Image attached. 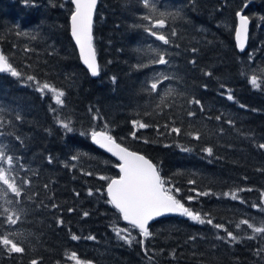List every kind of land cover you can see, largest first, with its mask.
<instances>
[{
  "label": "trees",
  "instance_id": "16d2710c",
  "mask_svg": "<svg viewBox=\"0 0 264 264\" xmlns=\"http://www.w3.org/2000/svg\"><path fill=\"white\" fill-rule=\"evenodd\" d=\"M154 3L156 19L159 12L181 10L179 17L166 18L165 28L156 29L168 37L167 45L144 31L148 22L140 17L148 12L141 0H98L92 35L99 75L92 78L68 34V0H0V52L21 73H0V146L15 158L11 175L18 183L30 181L22 185L20 197L10 191L0 196V235L14 234L11 238L25 249L0 250V264H70L72 252L93 264H264V251L257 254L264 249V234H254L247 225L236 228L242 219L264 226V149L258 147L264 143V90L253 89L246 78L264 69V0ZM237 10L249 17V39L241 53L233 39ZM156 53L170 63H152ZM159 73L172 79L163 80L158 92L145 91ZM28 75L63 90V106L48 90L37 92ZM227 89L234 101L226 98ZM192 99L200 100L203 111L188 103ZM188 110L196 115L189 117ZM57 116L70 120L74 131L61 128ZM133 121L149 126L134 127ZM170 127L181 128L182 134H170ZM95 129L148 157L165 186L180 189L172 193L177 199L240 242L225 243L216 238L226 237L225 231L182 215L149 223L148 237L123 223L104 192L106 181L117 174L116 161L90 143ZM188 132L200 133L201 139ZM205 147L213 149V156L202 151ZM74 155L79 159L72 160ZM238 189L252 191L237 192V200L223 196ZM206 191L212 194L197 195ZM12 212L14 225L6 219ZM118 228L135 237L131 245L117 238ZM73 234L80 239L72 240ZM252 235L256 238H247Z\"/></svg>",
  "mask_w": 264,
  "mask_h": 264
},
{
  "label": "snow or ice",
  "instance_id": "6c2138e0",
  "mask_svg": "<svg viewBox=\"0 0 264 264\" xmlns=\"http://www.w3.org/2000/svg\"><path fill=\"white\" fill-rule=\"evenodd\" d=\"M27 2V0H26ZM71 4L74 5V10L71 13V34L75 39V43L79 48L80 59L83 64L87 67L89 73L96 77L99 75V66L96 61V53L93 47V35H92V25H93V11L96 8L97 0H70ZM141 3L145 9H147L148 14L141 15V19L147 21L148 24L144 26V31L147 32L150 36L155 37L156 40L161 41L163 44H169L168 37L156 31V29H163L166 27V18L171 16L173 18L179 17L181 15V10L177 9L174 12H159V16L161 18L156 19V15L158 12L157 6L154 3V0H141ZM235 16L238 19V24L234 27V35L236 47L240 51L245 50V45L247 40L249 39L248 34V24L249 17L247 15L242 14V10L237 11ZM18 35H27V33L18 32ZM172 36L176 35L175 29L171 32ZM34 38V37H33ZM26 51L28 49H25ZM193 52L197 51L195 48L192 49ZM158 59L152 61V63L159 65H167L170 63L169 60L166 59L165 54L156 53ZM251 53L249 56L251 57ZM194 63V61H192ZM139 67H146V65H139ZM0 73H8L12 77H20L21 73L17 71V69L13 66V64L9 61V58L0 52ZM205 75H211L210 72H205ZM244 75V73H242ZM258 76H264V69H260L259 72H254L252 75L247 76L249 84L253 89L256 90H264L262 85H264V79H258ZM28 81H33L37 86L35 90L42 94L45 93V90L53 93L54 102L56 105L63 106L64 101L62 97H64L65 93L63 90H57L52 85L48 83L41 84L36 78L32 75H28L26 77ZM172 77L168 75H164L163 73H159L156 75L155 79L146 84L145 91L150 92H158V85L162 83L163 80H169ZM115 80V78H113ZM207 86L205 85V88ZM225 86L221 84V88ZM173 90L169 89L165 95L171 94ZM227 99L229 101H234V96L232 95L231 89H227ZM223 94V93H221ZM188 103L190 105H200L201 111H203V105H201L200 100L192 99L189 100ZM241 108H245L246 106L243 104L239 105ZM53 112L56 111L55 108L51 109ZM91 111V109H90ZM255 111V110H253ZM187 115L189 117H193L196 113L192 110H188ZM17 120L21 119V116L18 114L16 116ZM93 119H97L96 116H93ZM216 120H220L221 116H216ZM58 125L65 129L66 132H73L74 128L71 127V121L65 122L59 119L57 116ZM227 123L232 124L233 121L228 120ZM133 125L138 126L143 129L148 127L146 123L133 121ZM107 127V126H105ZM165 128H169V125H165ZM170 134L175 133L176 135L182 134V129L179 127H170ZM86 133H81V135H85ZM92 142L99 145L101 148H105L108 152L112 153V155L118 157L120 163L116 165L119 168V177L113 178L107 184V203L114 206L116 210L122 215L123 220L127 221L129 224L133 226V228L138 229L139 233L143 237H148L151 235L149 232V222L154 218L159 217L165 213H179L182 216L189 218L191 221L197 222L199 224H209L212 225L216 229H221L226 232V237L217 236V239L223 240L225 243H239V238L232 232L224 228L221 224H213L211 219L205 220L201 213L195 212L190 208L186 207L181 200L177 199L173 192H179V188L166 187V181L162 179L158 168L154 165L150 160L146 159L143 155H140L136 152L129 151L127 148L122 147L119 143H117L113 136L108 133V131H96L93 130L91 133ZM135 138V133L132 134ZM186 135L190 136L192 139L200 140V133L188 132ZM147 142V141H146ZM167 146V145H166ZM260 149H264V143L258 145ZM181 151L190 152L191 149L188 147H181ZM207 156H213V149L211 147H205L202 149ZM14 157L12 155L6 154V151L3 146H0V163L7 164L8 167L0 166V185L4 187H0V196L6 195L7 192H11L15 197H20L22 194V185L30 184V181L27 179H23L20 183L17 182L16 178L11 175V171L13 168ZM72 160L79 159L78 156L74 155L71 157ZM49 163H51V158L49 159ZM91 174V173H87ZM18 175V174H17ZM100 179H107L106 177L101 176ZM189 184H194V180H189ZM47 188V185H45ZM252 191V189H238L232 192H225L223 196L231 197L232 200L239 199L237 192L239 191ZM89 195H92V192L89 191ZM210 192H199L197 195L208 196L211 195ZM261 200L260 204L264 205V192H261ZM188 200H192L193 197H187ZM11 201H9L10 203ZM18 202V201H17ZM243 202V201H241ZM55 207V205H53ZM253 208L259 207L256 204L252 205ZM10 210L5 208L3 212L7 213ZM73 211V209H69V212ZM17 215L15 212H12L10 215L6 217L9 224H16L17 220L13 219V216ZM85 216L88 215L87 212L84 213ZM207 215V214H204ZM18 218V217H17ZM58 223H62V221H58ZM241 225H247L249 229L252 230L254 234L260 235L264 234V226L257 227L254 224L250 223L248 220H240L239 223L236 224V228L240 229ZM127 231L125 229H116V236L118 239L124 241V243L131 245L135 240V237L131 236V233L128 232L127 235L123 233ZM14 234L8 235H0V250L6 251L9 254L13 253H23L25 251L24 247L14 241L11 236ZM248 239H255V235L248 236ZM72 240H78L80 237L73 234L71 236ZM88 240H94V236L86 237ZM194 239V237L190 238ZM142 247L144 245L143 240L137 241ZM259 251H264V249H258ZM69 260L75 261V264H93L92 261H82L77 253L72 252L68 257ZM31 264H38V261L32 260Z\"/></svg>",
  "mask_w": 264,
  "mask_h": 264
},
{
  "label": "water",
  "instance_id": "95a60500",
  "mask_svg": "<svg viewBox=\"0 0 264 264\" xmlns=\"http://www.w3.org/2000/svg\"><path fill=\"white\" fill-rule=\"evenodd\" d=\"M69 1H70V0H69ZM97 2H98V0H97ZM70 4H71V2H70ZM71 5H72V4H71ZM96 6H97V5H96ZM73 10H74V5H72V10H71V12L69 13V16H68V34H69V37H70L72 43H73L74 46H75V50H76V53H77L78 60H79L80 64H81V65L87 70L89 76L93 77V76L89 73L87 67H86V66L83 64V62L81 61V59H80V54H79V48H78V46L76 45V43H75V39L73 38V36H72V34H71V13H72ZM94 11H95V9H94ZM94 11H93V15H94ZM237 11H240V10H237ZM237 11H236V12H237ZM236 12H235V13H236ZM242 14L245 15V14L243 13V11H242ZM236 24H238V19H237V17L235 16V25H236ZM235 25H234V27H235ZM248 27H249V24H248ZM233 39H234V44H235V48H236V50H237L239 53H241L242 51H240V50L236 47L234 30H233ZM246 45H247V42H246ZM246 45H245V48H246ZM96 61H97V60H96ZM93 78H94V77H93ZM96 131H102V130H100V129H96ZM91 132H92V131H91ZM91 132H90V133H91ZM89 141H90V143H91L93 146H95V147L101 149L103 152H105L106 154H108L110 157H112V158L116 161L115 169L117 170V175L110 177V178L107 180V182L105 183V185H104V192H105V195H106V197H107V199H108L107 192H106L107 184L110 182L111 179H113V178H118V177H119V175H120V173H119V168L116 167V165H118V164L120 163V161H119L118 157L112 155V153L108 152L105 148H101V147H99V145L93 143L90 134H89ZM115 141H116V140H115ZM116 142H117V141H116ZM117 143H118V142H117ZM119 144H120V143H119ZM120 145H121V144H120ZM121 146H122V147H125V146H123V145H121ZM125 148H127V147H125ZM127 149H128V148H127ZM128 150H129V151H132V152H136V153H138V154H140V155H143L146 159L150 160L148 157H146L144 154H142V153H140V152H138V151L131 150V149H128ZM150 161H151V160H150ZM151 162H152V161H151ZM152 163H153V162H152ZM112 207L114 208L113 205H112ZM114 209H115V208H114ZM115 210H116V209H115ZM117 212H118V210H117ZM118 213H119V212H118ZM173 215H179V213H165V214H163V215H161V216H159V217L154 218L152 221H154V220H156V219H158V218H161V217H165V216H173ZM119 216H120L122 222H124V223H126V224H129L127 221L123 220L122 215H121L120 213H119ZM152 221H150V222H152ZM150 222H149V223H150ZM129 225H131V224H129ZM131 226H132V225H131Z\"/></svg>",
  "mask_w": 264,
  "mask_h": 264
},
{
  "label": "rangeland",
  "instance_id": "374dc122",
  "mask_svg": "<svg viewBox=\"0 0 264 264\" xmlns=\"http://www.w3.org/2000/svg\"><path fill=\"white\" fill-rule=\"evenodd\" d=\"M52 96L54 95L53 93L49 92ZM70 264H75V261H72Z\"/></svg>",
  "mask_w": 264,
  "mask_h": 264
}]
</instances>
